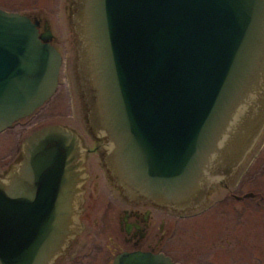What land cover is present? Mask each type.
I'll return each mask as SVG.
<instances>
[{
  "label": "water",
  "instance_id": "obj_1",
  "mask_svg": "<svg viewBox=\"0 0 264 264\" xmlns=\"http://www.w3.org/2000/svg\"><path fill=\"white\" fill-rule=\"evenodd\" d=\"M89 134L105 137L123 195L173 210L200 204L264 123V0H71ZM52 33L0 9V133L58 87ZM0 177V264H51L79 226L75 132L49 125ZM112 264H174L135 252Z\"/></svg>",
  "mask_w": 264,
  "mask_h": 264
},
{
  "label": "flooded vegetation",
  "instance_id": "obj_2",
  "mask_svg": "<svg viewBox=\"0 0 264 264\" xmlns=\"http://www.w3.org/2000/svg\"><path fill=\"white\" fill-rule=\"evenodd\" d=\"M31 18L43 33L47 20ZM60 56L61 68H75L76 53L74 59ZM56 92L0 133V137L15 136V148L19 140L14 160L0 171V177L23 160L24 141L48 126L33 130L29 124ZM27 129L31 131L24 135ZM86 132L92 146L75 132L84 150L78 158L83 170L78 231L51 264H112L117 256L135 252L164 255L174 264H264V123L243 160L227 176L210 183L205 200L176 210L125 197L104 163L107 139ZM189 221L191 246L183 241V226Z\"/></svg>",
  "mask_w": 264,
  "mask_h": 264
},
{
  "label": "rangeland",
  "instance_id": "obj_3",
  "mask_svg": "<svg viewBox=\"0 0 264 264\" xmlns=\"http://www.w3.org/2000/svg\"><path fill=\"white\" fill-rule=\"evenodd\" d=\"M0 9L9 13L30 17L36 15L46 19L56 49L68 58L74 59L76 53V43L74 41L76 38L71 22V0H0ZM59 79L60 87L57 89L56 95L36 112L29 125L33 130L55 124L68 127L78 133L87 146H92L88 140L86 141L87 125L77 82L76 64L73 70L63 65ZM29 129L25 131L24 135L29 134L31 131ZM15 141V136L0 137V171L6 169L14 160L19 140L16 148L14 147ZM190 225L191 221L183 226V234L185 233L183 241L188 243V246H191L192 243L190 236L192 235V228H190Z\"/></svg>",
  "mask_w": 264,
  "mask_h": 264
}]
</instances>
